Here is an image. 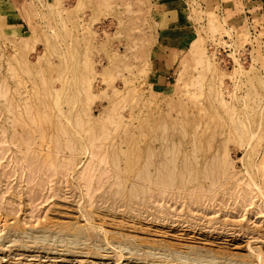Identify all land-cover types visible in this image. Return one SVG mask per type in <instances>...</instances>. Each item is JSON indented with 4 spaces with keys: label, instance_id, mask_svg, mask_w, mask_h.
Instances as JSON below:
<instances>
[{
    "label": "rangeland",
    "instance_id": "1",
    "mask_svg": "<svg viewBox=\"0 0 264 264\" xmlns=\"http://www.w3.org/2000/svg\"><path fill=\"white\" fill-rule=\"evenodd\" d=\"M174 263L264 264V0H0V264Z\"/></svg>",
    "mask_w": 264,
    "mask_h": 264
},
{
    "label": "bare ground",
    "instance_id": "2",
    "mask_svg": "<svg viewBox=\"0 0 264 264\" xmlns=\"http://www.w3.org/2000/svg\"><path fill=\"white\" fill-rule=\"evenodd\" d=\"M215 27L216 26H213L214 30L216 29ZM196 46L195 45L191 46L192 47L191 52L194 55V57L197 55V47ZM199 53L201 54V52H199ZM72 171H74V170L72 169ZM134 178L136 179V181L131 182V184H130L131 186L129 188L130 190L128 191L130 194L129 197L134 198L133 200L138 199V198L139 199L143 198V196H145L146 192L150 191L149 187H151V186H153L154 189L158 192L157 195H159V197L165 198L166 195H168V193L171 192L172 189L174 188V186H175L174 182L175 181L178 182V180H179V182L181 184V183H186V180H187L186 177H180L179 178L176 175H172V174H166V175L160 174V173L153 174V173H150L149 171L148 172L146 171L143 173L141 172L139 175H136ZM122 182L124 183V184L122 183L123 188L121 189V192L119 190L116 191L115 192L116 194H122V192L124 190L123 185L126 184L127 180H123ZM127 184H129V183H127ZM138 187L143 190V191H141V193L137 192ZM191 263H192V261H191Z\"/></svg>",
    "mask_w": 264,
    "mask_h": 264
},
{
    "label": "crops",
    "instance_id": "3",
    "mask_svg": "<svg viewBox=\"0 0 264 264\" xmlns=\"http://www.w3.org/2000/svg\"><path fill=\"white\" fill-rule=\"evenodd\" d=\"M180 1H182V0H155V2H156V4L159 6V7H164V8H169V6H173V5H175L177 2H180ZM254 13V14H253ZM252 15H256V13L253 11L252 12ZM163 58H165L164 56H163ZM157 60V62L160 64V65H162V62L163 61H165L164 59H156ZM160 70V69H159ZM157 71L158 72V75H157V77H155L154 78V80H153V84H155V86L156 85H163L164 86V84L166 83L165 82V80H167V78H168V76L167 75H161L162 73H160V71ZM163 73H165V70L163 69ZM160 82H163V83H160Z\"/></svg>",
    "mask_w": 264,
    "mask_h": 264
},
{
    "label": "built area",
    "instance_id": "4",
    "mask_svg": "<svg viewBox=\"0 0 264 264\" xmlns=\"http://www.w3.org/2000/svg\"><path fill=\"white\" fill-rule=\"evenodd\" d=\"M250 16V15H249ZM250 18V17H249ZM250 23V22H249ZM253 23V21L250 23V24H252ZM249 28H250V31H252L253 30V27L251 26H249ZM252 28V29H251Z\"/></svg>",
    "mask_w": 264,
    "mask_h": 264
}]
</instances>
